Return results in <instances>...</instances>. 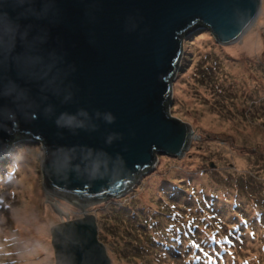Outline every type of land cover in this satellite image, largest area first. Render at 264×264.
Listing matches in <instances>:
<instances>
[{
    "label": "water",
    "instance_id": "1",
    "mask_svg": "<svg viewBox=\"0 0 264 264\" xmlns=\"http://www.w3.org/2000/svg\"><path fill=\"white\" fill-rule=\"evenodd\" d=\"M262 0H0V160L44 150L48 194L80 207L129 190L158 155L182 157L192 126L169 110L186 33L223 45ZM84 210L83 207H80ZM56 264H112L95 214L51 228Z\"/></svg>",
    "mask_w": 264,
    "mask_h": 264
},
{
    "label": "rangeland",
    "instance_id": "2",
    "mask_svg": "<svg viewBox=\"0 0 264 264\" xmlns=\"http://www.w3.org/2000/svg\"><path fill=\"white\" fill-rule=\"evenodd\" d=\"M183 45L169 110L195 130L185 155H158L155 167L142 173L124 194L88 209L81 210L60 199L57 207L63 211L61 216L44 186L42 144L23 138L20 143L13 142L19 154L0 162V264H56L51 236L54 225L85 214H105L112 205L118 209L127 205L131 215L124 214V218L141 226L142 217H133V211L151 216L160 206L157 201L171 206L168 196L162 198L164 188L188 201L190 194L186 191L181 195L178 187L190 184L201 191L202 185L208 184L216 188L210 176L225 183L236 180L238 173H254L258 176L255 184L226 197L239 199V205L246 204L248 211L254 202L264 205V71L258 68L264 64V0L255 24L241 40L223 45L204 29L185 39ZM251 66L256 69L248 70ZM119 226L125 234L131 229L125 223ZM256 235L257 240L249 238L240 245L242 257L251 253V257L258 254L264 259V250L259 249L262 230ZM109 255L112 264H126L121 256Z\"/></svg>",
    "mask_w": 264,
    "mask_h": 264
},
{
    "label": "trees",
    "instance_id": "3",
    "mask_svg": "<svg viewBox=\"0 0 264 264\" xmlns=\"http://www.w3.org/2000/svg\"><path fill=\"white\" fill-rule=\"evenodd\" d=\"M194 30L195 28L189 35L194 34ZM252 68L255 67L251 66L248 70H253ZM258 68L264 71V64L260 63ZM11 154L17 157V147H14L9 155ZM210 178L216 182V188L208 184L202 185L201 191L189 187L190 184L178 187L181 195H186L183 193L186 191L190 194L188 201L172 195L173 192L164 188L162 198L168 196L171 206L157 201L156 204L160 206L157 213L151 216L133 211V217H142L144 222L141 226L133 225L128 218H124V214L131 215L127 212V205L121 209L112 205L107 213L96 215L100 240L109 253L121 256L119 259L126 264H264L262 255L251 257L249 252V256L242 257L239 253L242 249L240 245L248 242L249 238L257 240L256 233L259 229L263 234L259 235V249L264 250V205L254 202L252 209L248 211L246 204L239 205V199L232 201L226 197L244 186L248 188L250 183L255 184L258 176L254 173H238L236 180H226L225 183L211 176ZM2 180L0 178V182ZM122 223L131 228L126 234L120 230L119 225Z\"/></svg>",
    "mask_w": 264,
    "mask_h": 264
},
{
    "label": "clouds",
    "instance_id": "4",
    "mask_svg": "<svg viewBox=\"0 0 264 264\" xmlns=\"http://www.w3.org/2000/svg\"><path fill=\"white\" fill-rule=\"evenodd\" d=\"M195 28V30H194V34L198 31V30H204V29H206V30H208V31H210V29L206 26V25H202V24H197V25H195L192 29H190L187 33H186V35L184 36V40H183V43H184V41H185V39H188L189 37H192V35L193 34H191V35H189L190 33L189 32H191L193 29ZM210 33H211V35H212V32L210 31ZM213 36V35H212ZM245 36V35H244ZM243 36V37H244ZM214 37V36H213ZM242 37V38H243ZM215 38V37H214ZM241 38V39H242ZM216 39V38H215ZM240 39V40H241ZM184 46V45H183ZM183 53H184V48H183V52H182V56H181V59H182V57H183ZM180 67H181V60H180V63H179V70H180ZM178 70V71H179ZM178 74V73H177ZM176 77H177V75H176ZM174 84V83H173ZM172 103V102H171ZM21 139V138H20ZM23 140H26V142H28V143H39L40 144V142H35L34 140L35 139H33V138H23ZM15 141H18V142H20L19 141V139H17V140H15ZM15 141H13V142H15ZM12 142V143H13ZM14 147H15V144H11V146H10V148H9V150H8V153H7V155H9L10 154V152L11 151H13L14 150ZM6 155V156H7ZM151 169V168H150ZM141 175V174H140ZM94 214V213H93ZM96 215V214H95Z\"/></svg>",
    "mask_w": 264,
    "mask_h": 264
},
{
    "label": "bare ground",
    "instance_id": "5",
    "mask_svg": "<svg viewBox=\"0 0 264 264\" xmlns=\"http://www.w3.org/2000/svg\"><path fill=\"white\" fill-rule=\"evenodd\" d=\"M154 167H155V165H154ZM153 167V168H154ZM50 195V194H49ZM51 196V198H52V200H54V201H52L53 203V208H54V210L59 214V215H61V216H63V211H61L58 207H57V202H60L59 200V198H56V197H54V196H52V195H50ZM74 202H76V203H78V204H80V205H78V206H80V207H83L84 208V210L85 209H88L89 207H91L93 204H90V203H86V202H83V201H77V200H73ZM70 203V202H69ZM73 202H72V200H71V205H73L72 204ZM73 206H75V205H73ZM80 207H78L79 209H80Z\"/></svg>",
    "mask_w": 264,
    "mask_h": 264
}]
</instances>
